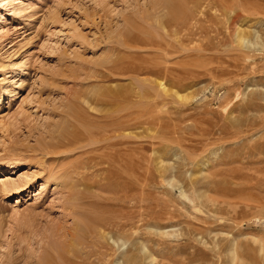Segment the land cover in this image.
<instances>
[{"label":"rangeland","instance_id":"374dc122","mask_svg":"<svg viewBox=\"0 0 264 264\" xmlns=\"http://www.w3.org/2000/svg\"><path fill=\"white\" fill-rule=\"evenodd\" d=\"M0 264H264V0H0Z\"/></svg>","mask_w":264,"mask_h":264},{"label":"bare ground","instance_id":"6f19581e","mask_svg":"<svg viewBox=\"0 0 264 264\" xmlns=\"http://www.w3.org/2000/svg\"><path fill=\"white\" fill-rule=\"evenodd\" d=\"M78 129L77 128H74L73 129V133H70V135H71V139H70V141H68V142H65L66 144H69V143H75V142H77L79 139H82V138H84L83 137V135L81 136L80 134V132L79 131H77ZM85 139H87L88 140V142H90V143H92V144H98V143H101L103 140H105V139H107V138H103V137H101V138H99V139H96V137L95 136H93V135H87V137L85 138ZM91 144V145H92ZM64 145V144H63ZM106 156H107V153H106ZM108 156H110V154H108ZM3 167V166H2ZM4 181H2V183H3ZM7 182V181H6ZM15 184V185H14ZM9 185L10 186H12V184H10V183H4V184H2V186H4V187H9ZM13 185H14V187L17 189V187H18V185H19V182H16V183H13ZM3 187V188H4ZM5 189V188H4ZM10 189V188H9ZM18 189H19V187H18ZM15 190V189H14Z\"/></svg>","mask_w":264,"mask_h":264}]
</instances>
